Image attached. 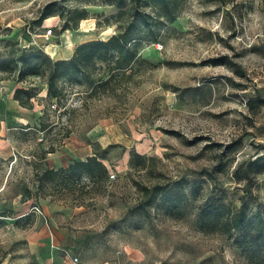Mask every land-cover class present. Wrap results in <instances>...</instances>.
<instances>
[{
    "label": "rangeland",
    "instance_id": "obj_1",
    "mask_svg": "<svg viewBox=\"0 0 264 264\" xmlns=\"http://www.w3.org/2000/svg\"><path fill=\"white\" fill-rule=\"evenodd\" d=\"M170 2L173 22L145 9L154 26L140 32L139 52L150 66L94 97L65 84L66 113L53 101L42 130L45 78L17 83L14 60L24 49L69 59L115 34L119 10L108 0H0V264H264V106L249 107L264 100V0ZM50 3L64 20L36 26ZM75 10L88 19L57 34ZM219 58L226 65L211 63ZM15 89L31 91L32 110L10 98ZM93 156L103 184L77 172L38 180L43 167ZM243 202L246 229L200 221L209 205L232 218Z\"/></svg>",
    "mask_w": 264,
    "mask_h": 264
},
{
    "label": "trees",
    "instance_id": "obj_2",
    "mask_svg": "<svg viewBox=\"0 0 264 264\" xmlns=\"http://www.w3.org/2000/svg\"><path fill=\"white\" fill-rule=\"evenodd\" d=\"M109 4L116 6L119 10L115 16L113 24L117 25V32L107 40H93L82 43L73 51L69 59L54 61L49 55L42 53V51L23 50L21 55L14 60V65L18 66L19 73L17 75V83H24L30 77L39 76L45 78L47 86L46 99L49 105H44L42 115L40 117L39 126L45 130L48 126V118L50 107L54 104L57 109H64L66 113V96L68 93L64 87L67 85H78L83 89V92L89 97H94L100 89V93L113 91L116 84L122 80H129L134 74V68L138 65L150 66L149 62L143 59L139 52V47L142 43L140 32L150 30L154 26L153 17L146 13L145 9L154 8L161 12L162 17L167 22H173L176 15L170 11V0H108ZM38 18L35 21L36 26H41L43 21L59 16L62 20L63 15L57 13L55 4L50 3L43 9H38ZM161 16V15H160ZM87 13L85 10H75L72 18L66 20L63 26L57 31V34L64 31H76L79 22L87 20ZM101 27L99 23L96 24ZM106 25H110L107 23ZM225 58L212 60L213 65H226ZM3 70V67H0ZM31 91L25 89H15L13 91L12 99L18 105L26 110L33 109V101L31 100ZM259 104L253 105L254 101L249 102L250 109L260 108L264 106V100L257 98ZM60 122L55 125H59ZM50 126V125H49ZM71 131L67 130L62 140L69 137ZM54 147L51 145L47 151L43 152L39 157L42 163L46 154L53 153ZM139 160L144 161V157L135 153L132 157V162L140 164ZM79 173L84 174L89 180H94L95 177L99 178L100 184L107 175V170L96 156L88 157L85 161H77L72 163L66 169L53 170L43 167L41 169V176L38 180L41 182L46 179L50 184L58 183V176L62 173ZM221 172V169L220 171ZM210 176V173H207ZM153 196L162 193L159 188H154ZM37 208L36 206H34ZM245 203L243 202L237 212L229 216H224L225 206L223 203L220 205H209L202 209L200 212V221L205 223L209 221L212 230L223 234H229L233 230L246 229L251 219H247L245 213ZM203 226V225H202ZM251 246L258 244L257 240L250 239ZM236 244L241 243L236 241Z\"/></svg>",
    "mask_w": 264,
    "mask_h": 264
},
{
    "label": "crops",
    "instance_id": "obj_3",
    "mask_svg": "<svg viewBox=\"0 0 264 264\" xmlns=\"http://www.w3.org/2000/svg\"><path fill=\"white\" fill-rule=\"evenodd\" d=\"M95 29V24L94 23H92V24H90L89 26H88V30H89V32H91V31H93ZM90 41H92V40H90ZM86 42H88V41H86ZM83 43H85V41L83 42ZM82 44V43H81ZM80 45V44H79ZM78 46V45H77ZM12 97V95L10 96V98Z\"/></svg>",
    "mask_w": 264,
    "mask_h": 264
},
{
    "label": "built area",
    "instance_id": "obj_4",
    "mask_svg": "<svg viewBox=\"0 0 264 264\" xmlns=\"http://www.w3.org/2000/svg\"><path fill=\"white\" fill-rule=\"evenodd\" d=\"M46 33H47V35H50L51 34V29H48L47 31H46ZM111 178H114V176H110ZM77 262H78V259L77 258H74L73 259V264H77Z\"/></svg>",
    "mask_w": 264,
    "mask_h": 264
}]
</instances>
